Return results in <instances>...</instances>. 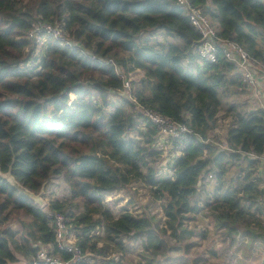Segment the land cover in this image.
<instances>
[{
    "label": "trees",
    "instance_id": "16d2710c",
    "mask_svg": "<svg viewBox=\"0 0 264 264\" xmlns=\"http://www.w3.org/2000/svg\"><path fill=\"white\" fill-rule=\"evenodd\" d=\"M189 1L218 38L242 48L264 75V0ZM34 23L58 29L70 46L50 37L41 47L31 45L24 37ZM154 33L166 38L140 40ZM197 39L175 0H0V175L35 195L53 181L68 188L65 200L38 207L0 176V264L18 257L30 264L40 246L67 258L54 246L55 213L77 234L76 245L96 256L107 243L121 251L123 239L142 238L153 256L168 240L186 249L185 241L206 234L197 223L186 226L199 220L197 182L209 172L212 230L230 244L264 247V182L254 158L264 153V110L235 101L241 111L228 110L224 147L209 136L222 102L246 90L220 52L215 63L199 60L192 47ZM114 68L133 74L131 98L141 108L190 130L181 152L170 142L164 169L151 165L162 152L154 150L156 129L138 122L126 97L120 105L108 99L121 90ZM132 183L160 202L165 228L159 232L166 239L147 215L125 211L114 218L103 205L105 195Z\"/></svg>",
    "mask_w": 264,
    "mask_h": 264
},
{
    "label": "rangeland",
    "instance_id": "374dc122",
    "mask_svg": "<svg viewBox=\"0 0 264 264\" xmlns=\"http://www.w3.org/2000/svg\"><path fill=\"white\" fill-rule=\"evenodd\" d=\"M163 38L166 37L162 33H154L151 36H142L140 40L148 42H160ZM45 39L43 38V42ZM37 69L38 68H36L35 71ZM126 79L130 81L133 80V74L129 73ZM120 97H124V95L119 92H113L109 94L108 99L115 105H120ZM235 101L237 103L244 102V107L247 108V110H254L258 108L257 103L253 100L251 95H249V91H246L245 94L242 95V98L239 97L238 100L228 99L222 102L221 109L217 114L216 125L209 134V136L215 138V141L222 145V147H224L225 142V129L230 121L228 116L229 108L235 105V108L238 111H241V106ZM129 112L132 111L130 110ZM138 122L140 123V120H138ZM169 144V140L163 137L160 138V141L154 150H161V156L156 162L151 163L152 167L154 166L157 169H164L168 158L173 154L172 146ZM0 176L4 178L9 184L14 181L6 174ZM212 185V180L204 184H199V190L201 189L203 191L201 192L200 190L198 192L200 197L199 201L197 200L198 206L201 208V210H199L201 213L199 215H194V217L199 220L187 221L186 226L187 228L191 229L192 225L197 223V228L206 230L205 237L201 239H195L191 237L189 241H185L187 242L186 249L183 247L184 244H175L173 241L168 240L166 241L167 244H165L164 250L161 253H157L153 256L150 255L149 249L144 248V240L141 238L138 240H121L123 243V249L121 251L113 249L111 243H107L106 252L102 256H96L95 254L87 251L84 253L90 255L92 261L91 264L105 263L106 260L110 259L122 261L124 264H264V247L259 241L251 242V247L247 241H244L241 244L236 242L230 244L228 240L223 241L220 238L221 235L219 232L212 230L213 218L207 210L208 203H211L212 201L209 195L212 191ZM48 189V192L39 191L41 192V199L43 200L44 205L52 200L63 201L68 196V188L66 185H64V183L53 181L51 185L48 186ZM204 201L207 204H205ZM103 205L109 209L111 215L114 218L118 217V215L125 211L136 217L147 215L153 220L152 222L156 224L155 227L152 228L154 229L153 231L161 239H166L168 233L165 232L164 234H161L159 232L160 229L164 230L165 228L160 202L152 201L143 190L138 188L137 184L132 183L126 188L118 189L109 195H105L103 199ZM260 217V219L264 221V215ZM10 226L13 229H19L16 221H10ZM69 232L74 234L77 238V234L74 233L75 231ZM93 234L95 233H92V235ZM96 235L99 238L103 237L101 231ZM100 243L101 241L99 240L98 244ZM45 249L48 251L50 250V247ZM210 251L213 252V255L210 254ZM12 264H15V262Z\"/></svg>",
    "mask_w": 264,
    "mask_h": 264
},
{
    "label": "built area",
    "instance_id": "2783aa9c",
    "mask_svg": "<svg viewBox=\"0 0 264 264\" xmlns=\"http://www.w3.org/2000/svg\"><path fill=\"white\" fill-rule=\"evenodd\" d=\"M175 3L186 17L190 27L198 35V39L192 42V47L199 60L205 63H215L217 53L220 52L223 59L234 66L243 88L249 91V95L257 103L258 107L264 110V75L262 74L261 65L252 60L237 44L218 38L207 17L203 15L198 7L193 6L189 0H175ZM46 37L60 40L63 42L62 44L70 46L58 29L42 23L32 24L24 39L35 47H41L44 43L43 38L45 39ZM108 62L110 61L108 60ZM114 72L120 76V93L131 102V111L140 116V121L153 126L160 138L163 137L175 143L173 149L176 153L181 152L186 147L190 130L183 124L176 123L152 109L141 108L130 96L131 85L129 78L126 79L127 77L125 78L123 74H120L117 68H114ZM261 156L254 158L259 161ZM262 161L264 163V158ZM211 180L212 175L206 173L200 177L197 185L199 186V184H204ZM52 220L54 246L58 251L67 254L68 257L63 259L57 254H50L43 246H40L31 257L30 264H91L90 255L84 253L76 245V236L68 231L67 219L64 215L55 213L52 215Z\"/></svg>",
    "mask_w": 264,
    "mask_h": 264
},
{
    "label": "water",
    "instance_id": "95a60500",
    "mask_svg": "<svg viewBox=\"0 0 264 264\" xmlns=\"http://www.w3.org/2000/svg\"><path fill=\"white\" fill-rule=\"evenodd\" d=\"M11 187L14 188L20 195H23L27 197L29 200H31L35 205L38 207H42L44 205L43 200L41 199V192L38 194H32L26 189H24L22 186L17 184L15 181H13L11 184Z\"/></svg>",
    "mask_w": 264,
    "mask_h": 264
},
{
    "label": "crops",
    "instance_id": "0c3cea01",
    "mask_svg": "<svg viewBox=\"0 0 264 264\" xmlns=\"http://www.w3.org/2000/svg\"><path fill=\"white\" fill-rule=\"evenodd\" d=\"M224 137H225V135H224ZM224 144H225V142H224ZM263 158H264V153L262 154V156L260 157V160L258 161L256 173H257V176L261 177L263 182H264V163L262 161ZM190 247H191V244H190ZM45 248H49V246H45ZM15 264H24V260L22 258H17V262H15Z\"/></svg>",
    "mask_w": 264,
    "mask_h": 264
}]
</instances>
